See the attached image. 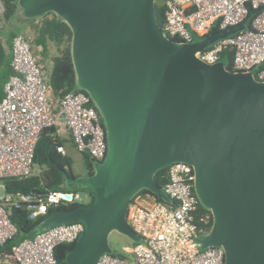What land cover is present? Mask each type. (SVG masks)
Here are the masks:
<instances>
[{
	"label": "water",
	"instance_id": "water-1",
	"mask_svg": "<svg viewBox=\"0 0 264 264\" xmlns=\"http://www.w3.org/2000/svg\"><path fill=\"white\" fill-rule=\"evenodd\" d=\"M155 1H16L21 20L52 12L70 27L75 87L98 110L107 141L93 174L66 177L67 186H90L94 201L48 215L35 232L81 221L64 262L96 264L111 252L112 231L140 241L126 221L131 198L147 189L167 200L154 174L182 161L213 217L200 247L221 246L224 264H264V80L197 56L245 25L176 41L158 25Z\"/></svg>",
	"mask_w": 264,
	"mask_h": 264
},
{
	"label": "built area",
	"instance_id": "built-area-1",
	"mask_svg": "<svg viewBox=\"0 0 264 264\" xmlns=\"http://www.w3.org/2000/svg\"><path fill=\"white\" fill-rule=\"evenodd\" d=\"M162 4V30L169 38L187 43L209 34L213 25L224 31L244 24L245 28L217 39L197 56L212 64L230 51L233 70L255 68L257 79L264 80V0H163ZM250 9L258 11L247 23ZM4 12L5 5L0 0V17ZM10 47L11 73L0 97V246L17 233L11 220L14 209H26L29 218L35 219L51 206L82 203L78 191L24 193L7 189L6 180L31 176L35 148L45 127L53 126L59 137L68 132L74 147L93 160L103 161L107 153L104 127L89 95L75 89L49 99L50 86L30 40L16 34ZM57 150L66 155L63 146ZM164 178L167 200L134 201L128 205L127 224L140 237V241L123 247L132 261L105 252L96 264H224L221 246L200 247V238L210 229L211 215L198 210L192 166L182 161L171 163ZM83 230L81 221L42 230L12 246L13 262L5 260L0 264H60L54 255L56 246L75 243Z\"/></svg>",
	"mask_w": 264,
	"mask_h": 264
},
{
	"label": "trees",
	"instance_id": "trees-1",
	"mask_svg": "<svg viewBox=\"0 0 264 264\" xmlns=\"http://www.w3.org/2000/svg\"><path fill=\"white\" fill-rule=\"evenodd\" d=\"M16 1L17 0H3L5 5V12L0 17V22L4 20L10 23V19L17 16ZM257 11L258 10L255 9L249 10V13L245 19L247 23H249L252 17L256 15ZM50 14L52 15L49 17ZM155 15L158 25L163 28L164 6L157 1H155ZM37 19H40V22L38 21L39 23H35V20ZM16 23L22 25L23 27L29 25V28L32 29L33 36L31 39V47L33 49V52L35 51L34 49L38 46L41 47V51L43 53H46L49 42L54 43V45L56 46L57 54L52 56L53 68L49 79V86L51 88L52 94L55 97H58L67 92L75 90V71L71 57L72 31L67 23L52 12H48L40 18H31L29 20H21L17 17ZM10 25H12V23H10ZM16 34L19 33L14 32V30H10L8 33V40L11 41L12 37ZM173 40L179 41L176 38H173ZM221 59L222 61L223 59L225 60L223 62L225 63L227 68L232 69L230 51H225ZM4 60L5 51L0 42V67L3 64ZM9 63L10 62H6L5 65L6 78L11 73ZM251 71L257 78V69L254 68ZM2 94H0V97L2 96ZM101 123L103 125L102 119ZM67 140L68 139L57 136L53 126L45 127L42 130L40 138L37 142L33 158V166L39 165L41 168L39 174L32 173L31 176L25 180H6L5 183L7 189L11 192H43L44 190H55V186L62 185L64 184V182L66 185V180L64 181L62 172H65L67 176H72L71 171L67 170V168H70V160L66 155H61L60 152H58L57 147L63 146L62 143ZM84 162L86 168L92 167V159L86 153H84ZM167 166L160 168L154 174L155 182L162 188L164 187L166 182L164 174ZM145 200H149L151 202H164V200L157 197L156 194L147 189L139 190L136 194H134L130 202L137 201L145 203ZM90 201H94L93 192L90 194ZM83 204L84 203H61L57 206H51L47 209V212L44 215L38 216L35 219L29 218V212L26 209H14L11 215V220L17 228V233L11 239L7 240L0 246V262L5 260L13 262L14 258L11 249L13 245L17 244L20 241L18 237L20 235L34 236L36 234L35 229L37 225L45 217L59 210L71 209ZM198 210L207 211L200 204L198 206ZM73 244L62 243L56 246L54 255L58 263L65 264L64 261L66 253L71 249Z\"/></svg>",
	"mask_w": 264,
	"mask_h": 264
},
{
	"label": "rangeland",
	"instance_id": "rangeland-1",
	"mask_svg": "<svg viewBox=\"0 0 264 264\" xmlns=\"http://www.w3.org/2000/svg\"><path fill=\"white\" fill-rule=\"evenodd\" d=\"M156 1L160 4L163 3V0H156ZM51 15L52 14H50L49 17ZM17 17L18 16H15V17H12L10 19L11 20L10 23H12L13 26L10 25V23L8 21L2 20L0 22V42H1L2 46L4 47V51H5V60L0 67V94H2L3 85L7 79L6 78L5 65H6V62H10V60H11V47H10L11 41L8 40L9 31L14 30V32L19 33V34L27 37L30 40V43H31V39L33 36V31H32V29L29 28V25H26L25 27H23L22 25H19L16 23ZM38 21L40 22V19L35 20V23L36 22L39 23ZM194 38H196L197 40L201 39L199 37H194ZM34 50H35L34 53L39 57L38 60H39V63L43 67V73L45 75V80L48 83L47 85H49V79H50V75H51L52 68H53L52 56L57 54V48L54 45V43L49 42L48 43V49L46 50V53H43L41 51V47H38V46ZM223 61H225V60L223 59ZM76 89H78V88H76ZM48 97H49V99H54V97H55L53 94L50 93V89H49ZM63 136H64L63 137L64 139L69 140V141L67 140V141L63 142L62 144H63V147L65 149L66 156L70 160V170L75 175L82 176L84 174V170L86 168L85 162H84V153L79 152L74 147V145L70 141V136L67 133L63 134ZM40 170H41V168L39 165H34L33 169H32V173L33 174H39ZM62 176H63L64 181H65L66 177H67L66 173L62 172ZM54 189L55 190L78 191L82 197V203H84V204L91 203L90 194L93 192V190L90 186H83V185H79V184H73L71 186H66L65 182H64V184H62V185L55 186ZM1 193H2V190L0 189V194ZM32 237H33L32 235H20L18 238L21 241V240L29 239ZM203 237H204V235L200 239H202ZM135 242H136L135 239L129 237L128 235L120 233L118 231H112L108 235V244H109L111 252L118 254L122 257L128 258L129 261H132V258L130 255L126 254L123 251V247L132 245Z\"/></svg>",
	"mask_w": 264,
	"mask_h": 264
},
{
	"label": "flooded vegetation",
	"instance_id": "flooded-vegetation-1",
	"mask_svg": "<svg viewBox=\"0 0 264 264\" xmlns=\"http://www.w3.org/2000/svg\"><path fill=\"white\" fill-rule=\"evenodd\" d=\"M194 40H197L196 38H194ZM100 115V114H99ZM100 118H101V116H100ZM194 172V171H193ZM71 174H72V178H78V177H81L80 175L79 176H77V175H75L74 173H72L71 172ZM91 174H93V167H91V168H85V170H84V174L82 175L83 177H85V176H89V175H91ZM195 192V191H194ZM199 200V199H198ZM199 203H200V205H202L201 204V202L199 201ZM203 206V205H202ZM204 207V206H203ZM205 208V207H204ZM210 214H211V212L207 209V208H205ZM212 223H213V217H212V214H211V221H210V228H211V226H212ZM210 230V229H209ZM208 233V232H207ZM206 233V234H207Z\"/></svg>",
	"mask_w": 264,
	"mask_h": 264
},
{
	"label": "crops",
	"instance_id": "crops-1",
	"mask_svg": "<svg viewBox=\"0 0 264 264\" xmlns=\"http://www.w3.org/2000/svg\"><path fill=\"white\" fill-rule=\"evenodd\" d=\"M38 57V56H37ZM39 58V57H38ZM47 83V82H46ZM48 84V83H47ZM49 86V85H48ZM3 93V92H2ZM50 93L52 94V91H51V88H50ZM3 95V94H2ZM2 97V96H1ZM65 133H67L68 135H69V133L68 132H65ZM64 133V134H65ZM70 136V135H69ZM60 137H64L63 135H61ZM70 139H71V137H70ZM71 143H72V141H71ZM145 203H151V201H149V200H145Z\"/></svg>",
	"mask_w": 264,
	"mask_h": 264
}]
</instances>
